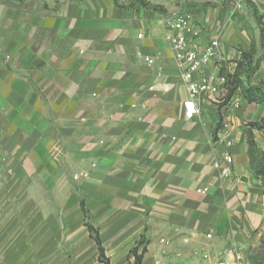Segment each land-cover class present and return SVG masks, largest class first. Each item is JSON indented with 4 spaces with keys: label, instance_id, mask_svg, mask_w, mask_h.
Instances as JSON below:
<instances>
[{
    "label": "crops",
    "instance_id": "crops-1",
    "mask_svg": "<svg viewBox=\"0 0 264 264\" xmlns=\"http://www.w3.org/2000/svg\"><path fill=\"white\" fill-rule=\"evenodd\" d=\"M135 1L0 0V161L50 226L89 222L113 244L144 238L145 259L165 264L231 259L264 232V179L248 140L264 113L233 88L249 30L225 0L196 4L198 48L220 46L194 80L223 76L226 98L203 96L188 119L167 39L186 2ZM255 4L263 26L264 0Z\"/></svg>",
    "mask_w": 264,
    "mask_h": 264
},
{
    "label": "rangeland",
    "instance_id": "rangeland-1",
    "mask_svg": "<svg viewBox=\"0 0 264 264\" xmlns=\"http://www.w3.org/2000/svg\"><path fill=\"white\" fill-rule=\"evenodd\" d=\"M175 1L181 2V0ZM184 1L186 2L184 11L192 13H195L194 8L198 6L196 4L213 5L209 9L217 4L214 0ZM236 1L225 0L222 6L227 7L226 10L230 13ZM255 1L257 0H250L253 4ZM135 2L141 5L148 4V2L144 4V1L139 0ZM253 15V7L245 1L243 8L235 12L233 16H239L245 20L243 25L249 30L252 39L253 63L263 57L259 64L260 69L253 73L251 82L264 88V46L258 43L260 28L255 23ZM237 90L239 95L251 104L256 113H264V103L252 96H246L243 83L238 86ZM262 120L251 122L252 131L248 138L254 152V167L259 170L264 168V119ZM257 148L260 151L258 159ZM10 168L0 161V264H103L99 257L98 247L88 233L87 226L75 220H68L67 223L59 220L56 223L57 226H50L49 212L43 210L34 201V196L29 191V193L20 194V180L18 181L15 177L17 170ZM262 176L264 179V175ZM94 229L98 232L96 228ZM256 237L257 234L253 236L252 243L242 253L250 264H264V232L260 238L255 240ZM137 243H141L138 254L143 249L147 251L144 238H140L135 244H113L107 240L102 242L105 255L111 264H135L133 250ZM163 260L167 264L170 263L167 259ZM154 262V260H146L144 254L142 264H154Z\"/></svg>",
    "mask_w": 264,
    "mask_h": 264
},
{
    "label": "built area",
    "instance_id": "built-area-1",
    "mask_svg": "<svg viewBox=\"0 0 264 264\" xmlns=\"http://www.w3.org/2000/svg\"><path fill=\"white\" fill-rule=\"evenodd\" d=\"M246 0H237L234 5L233 11L230 12L232 17L235 12L243 8ZM169 32L167 33V39L170 43L174 58L177 66L181 69V79L187 87L189 93V99L184 102L185 116L191 119L194 115L200 114V107L198 102L205 95H218L219 101L224 102L226 98V79L221 76H210L203 78L197 82L194 80V75L199 73L204 66L208 65L212 58L218 56V48L220 42L217 39L208 43L203 50H200L196 44V40L200 38V31L194 26V16L191 12H185L177 15L176 17L168 20ZM145 61L152 65L154 64L153 58H145ZM220 84V85H218ZM221 86V87H220ZM234 107H238V103L233 104ZM227 127V125H225ZM231 145V143H228ZM228 167L223 168V175L228 176L230 174V165L233 163L231 155H227L224 158ZM79 175H75L74 179L77 180ZM205 193L207 189L199 190ZM208 239H211V235H207ZM166 243L165 240H162ZM188 242V239L185 240ZM232 255L231 259L224 258L221 255L215 256L209 252L202 254L203 264H250L244 254L233 246L229 251ZM154 264H165L163 261H155ZM194 264H201L194 263Z\"/></svg>",
    "mask_w": 264,
    "mask_h": 264
},
{
    "label": "trees",
    "instance_id": "trees-1",
    "mask_svg": "<svg viewBox=\"0 0 264 264\" xmlns=\"http://www.w3.org/2000/svg\"><path fill=\"white\" fill-rule=\"evenodd\" d=\"M246 3L253 7L254 15L256 16V21H257V24L259 25V28H260L261 44H262V46H264V28L261 24L262 16H258V11H259L258 6H256L255 4L250 2L249 0H246ZM263 56H264V53H263ZM242 57H243V61L240 63L239 69H238L239 75L235 81V85L233 88H236V86L238 87L240 84L243 83L246 96H252L255 99L262 101L264 103V88H262L259 85L253 84L251 82V77H252L253 73L258 70L259 64L263 60V57L257 59L255 61V63H253V59H252L253 56H252L251 51L246 52L245 54H243ZM239 77H242V80ZM260 173L262 175H264V168H262L260 170ZM82 209H83L84 213H86L83 205H82ZM86 226L90 232L91 238L94 240V242L96 243V245L98 247L99 257H100L101 262L103 264H111L110 260L105 255V249L103 247L99 233L93 228L92 225L87 224ZM140 244L141 243H137L134 250H133V254H134L135 259H136L135 264H142L143 256L146 252L145 249H143V251L140 254H138Z\"/></svg>",
    "mask_w": 264,
    "mask_h": 264
}]
</instances>
